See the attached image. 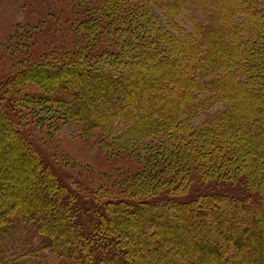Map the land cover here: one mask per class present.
Returning <instances> with one entry per match:
<instances>
[{"label":"trees","instance_id":"trees-1","mask_svg":"<svg viewBox=\"0 0 264 264\" xmlns=\"http://www.w3.org/2000/svg\"><path fill=\"white\" fill-rule=\"evenodd\" d=\"M74 14V58L0 76V264H264V0ZM19 84L137 168L94 187L46 163L18 117L30 103L5 88Z\"/></svg>","mask_w":264,"mask_h":264},{"label":"rangeland","instance_id":"rangeland-1","mask_svg":"<svg viewBox=\"0 0 264 264\" xmlns=\"http://www.w3.org/2000/svg\"><path fill=\"white\" fill-rule=\"evenodd\" d=\"M153 12L160 17L155 8ZM77 32L74 0H0V76L34 58H74L80 42ZM5 88L15 101L24 98L28 102L30 95L39 92L32 84ZM28 103L17 111L21 127L46 163L71 179L79 177L84 184L92 182L97 187L106 184L104 176L137 168L127 157L104 153L97 145V132H82L73 122L62 121L54 110H39L31 100ZM39 258L47 264L58 262L48 253Z\"/></svg>","mask_w":264,"mask_h":264}]
</instances>
